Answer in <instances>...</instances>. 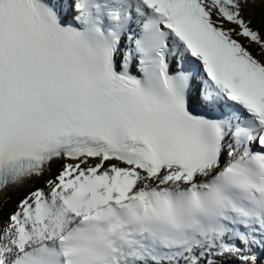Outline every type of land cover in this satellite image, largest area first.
<instances>
[{"label":"snow or ice","instance_id":"obj_1","mask_svg":"<svg viewBox=\"0 0 264 264\" xmlns=\"http://www.w3.org/2000/svg\"><path fill=\"white\" fill-rule=\"evenodd\" d=\"M0 264H264V0H0Z\"/></svg>","mask_w":264,"mask_h":264}]
</instances>
